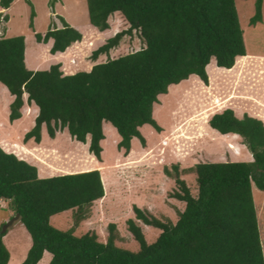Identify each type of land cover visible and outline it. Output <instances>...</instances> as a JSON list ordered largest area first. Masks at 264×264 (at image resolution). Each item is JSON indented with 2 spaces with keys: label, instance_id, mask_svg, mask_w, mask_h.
Instances as JSON below:
<instances>
[{
  "label": "trees",
  "instance_id": "16d2710c",
  "mask_svg": "<svg viewBox=\"0 0 264 264\" xmlns=\"http://www.w3.org/2000/svg\"><path fill=\"white\" fill-rule=\"evenodd\" d=\"M12 2L0 0V8L6 10ZM86 4L89 24L99 32L110 28L108 19L115 13L128 24L94 50L91 61L108 56L132 32L138 33L144 47L96 64L88 72L64 75L60 64L28 70L24 37L1 38L0 84L13 97L9 122L21 118L24 94L27 104L38 108L24 143L39 144L42 127L50 139L66 129L72 140L82 144L89 136L88 152L101 161L105 122L120 136L117 149L126 156L133 138L145 146L140 127L162 131L153 118V107L170 86L191 76L207 85L206 66L212 59L216 67L230 70L237 58L246 55L235 0H86ZM262 6L263 0H255L250 26L261 22ZM33 16L32 11L31 20ZM59 19L61 28L34 35L37 43L52 40L51 55L82 39L78 30ZM208 124L221 135H237L252 161L195 165L190 171L195 175L196 196L180 179L177 165L172 172L164 168L177 187L170 196L184 208L172 223L133 206L136 220L160 231L147 243L141 228L127 220V230L138 243L136 252L115 245L114 224L108 226L105 243L94 232L74 234L89 217L92 204L104 196L98 170L41 179L36 167L0 145V201L8 202L14 215H19L31 239L21 264H38L45 252L51 255L49 264H264L252 196V185L264 192L263 122L246 114L239 119L226 109L214 114ZM66 211L72 213V226L66 231L54 228L50 218ZM1 227L0 264H8L10 254L3 243L7 231Z\"/></svg>",
  "mask_w": 264,
  "mask_h": 264
},
{
  "label": "rangeland",
  "instance_id": "374dc122",
  "mask_svg": "<svg viewBox=\"0 0 264 264\" xmlns=\"http://www.w3.org/2000/svg\"><path fill=\"white\" fill-rule=\"evenodd\" d=\"M254 2L235 0L246 55L237 58L230 70L215 68L212 60L206 70L207 76L209 74L207 85L191 76L183 83L170 86L167 94L158 97L153 109V118L162 131L157 133L151 126H146L142 130L146 134L142 136L146 138V148H140V142L134 139L139 146L134 148L130 157H126L123 150L119 152L113 148V135L108 131L110 128L106 129L101 159L104 166L99 165L101 162L89 154L88 142L82 144L71 140L65 130L57 132V136L50 139L43 129L39 144L32 140L24 143V135L34 126L35 109L30 105L24 106L18 120L22 119L21 122L10 123L9 104L6 107L10 95L0 84V145L6 153L15 154L18 159L36 167L37 176H43L40 178L80 173L78 170L92 171L101 167L104 196L92 204L89 217L75 229L76 236L94 232L98 241L105 243L109 235L108 226L114 224L117 235L115 245L136 252L138 243L127 230V220H133L141 228L147 243H152L160 231L136 220L133 206L159 220H170L172 223L177 220V212L184 208L182 202L170 196L177 187L174 180L164 174V168L172 172V166L177 165L180 179L196 196L195 175L190 171L195 165L249 162L251 154L240 138L217 133L208 122L214 114L231 109L239 119L246 114L261 120L264 125V0L261 22L250 26ZM32 11L34 16L31 20ZM59 17L82 35L79 43L59 57L65 72L73 71L75 74L78 71H90L96 64L144 47L138 33L132 32L124 36L119 46L111 50L108 56L101 55L95 63L92 62V52L105 44L107 39L126 30L128 24L120 14L115 13L108 19L110 28L106 32L92 29L86 0H13L7 10L0 8V39L23 36L25 50L28 51L26 68L45 67L47 52L43 48L39 53L34 51L37 45L34 35L44 34L49 28H61ZM30 24L33 28H30ZM25 98L23 96V100ZM118 152L124 156L116 160ZM252 196L264 256V192L252 185ZM14 216L8 202L0 201V226L3 227ZM72 223L71 211L50 218V224L61 231L68 230ZM6 231L3 243L10 254L8 264H21L31 246L30 236L18 219ZM50 259L51 255L46 252L38 264H49Z\"/></svg>",
  "mask_w": 264,
  "mask_h": 264
},
{
  "label": "crops",
  "instance_id": "0c3cea01",
  "mask_svg": "<svg viewBox=\"0 0 264 264\" xmlns=\"http://www.w3.org/2000/svg\"><path fill=\"white\" fill-rule=\"evenodd\" d=\"M7 10V9H6ZM5 11V10H4ZM3 12V11H2ZM92 29H96V28H92ZM107 31V30H106ZM106 31H104V32H106ZM100 33H102V32H100ZM77 43H79V42H76V43H74V44H77ZM74 44H72L70 47H68L63 53H56V54H54V55H51L50 53H49V50H50V48H51V46H52V40H50V41H48L46 44H43V43H37V45H35L36 46V48L34 49V51L35 52H37V53H39V51L40 50H42V48L47 52V59H50L51 58V60H47V59H45V61H46V63H47V65L45 66V67H43V66H41V67H30V66H28L27 67V69L28 70H30V71H41V70H48L49 69V65H55V64H60L61 65V67H60V69H61V71L63 72V74L64 75H70V74H73L74 72L73 71H71V72H64L62 69H63V64H61L62 63V60H60L61 58H59V57H62L65 53H66V51H68ZM27 57H28V51H24V62H25V66H27ZM213 60V59H212ZM211 60V61H212ZM210 61V62H211ZM214 61V60H213ZM93 62V61H92ZM95 63V62H94ZM214 63H215V61H214ZM210 64V63H209ZM209 64L206 66V70H207V67L209 66ZM215 68H218V67H216L215 66ZM77 72V71H76ZM79 72V71H78ZM86 72H88V71H86ZM196 77V76H195ZM185 82V81H184ZM183 83V82H182ZM2 85V84H1ZM3 86V85H2ZM4 87V86H3ZM4 90L6 91L7 89L4 87ZM8 92V91H7ZM9 93V92H8ZM10 95V94H9ZM23 96H25L26 98H27V95L26 94H24ZM25 98V99H26ZM12 100H13V97L10 95V97H9V99H8V102L6 103V107H7V105L9 104L10 105V103L12 102ZM26 105H28L27 104V102H26V100H24V105H23V107H22V109L24 108V106H26ZM29 106V105H28ZM30 106H32V107H34V109H35V112H36V116H37V114H38V108L34 105V104H31ZM22 109H21V111H22ZM153 109H154V107H153ZM7 113V112H6ZM19 120V119H18ZM18 120H15L13 123L14 124H17V123H20L21 122V120L20 121H18ZM12 123V124H13ZM146 126H148V125H143L142 127H140L139 128V132L141 133V135L142 136H146V134H144L143 132H142V130L144 129V128H146ZM108 128H110L108 131H110V133L113 135V148H117V144L120 142V136L117 134V132H116V130H115V128H113L109 123H103V125H102V129H103V134L105 133L104 131L106 130V129H108ZM45 130V127H42V129H41V138H43L42 137V130ZM148 130H149V128H147ZM46 131V130H45ZM64 131V130H63ZM62 131V132H63ZM65 131L67 132V130L65 129ZM150 132L152 131V130H149ZM68 133V132H67ZM218 133V132H217ZM58 134V133H57ZM57 134H56V136H57ZM229 135H232V134H229ZM237 136V135H236ZM238 137V136H237ZM71 138V137H70ZM239 138V137H238ZM134 139H136V138H133L132 140H131V142H130V151H129V153L126 155V157L128 156V157H130V154L134 151V148H138V144H137V142H136V140H134ZM72 140V139H71ZM138 140V139H137ZM145 140H146V138H145ZM33 141V140H32ZM105 136H104V139L100 142V146H101V148H102V152H101V159L103 160V148H104V143H105ZM41 142V141H40ZM86 142H88V146H89V142H90V137L88 136L87 138H86ZM79 143V142H78ZM86 144V143H85ZM148 146V145H147ZM244 146V145H243ZM140 148H146V145L144 146V147H142V146H140ZM142 150V149H141ZM117 151H118V149H117ZM120 152V151H119ZM119 152L117 153V158H116V160H119L118 159V157H120V156H124L123 154L122 155H120L119 154ZM140 154V153H139ZM93 156V155H92ZM91 157V156H90ZM94 157V156H93ZM92 158V157H91ZM93 159V158H92ZM252 161V157L250 156V160H249V162H251ZM99 162H101V161H99ZM99 165H101V166H104L103 165V162H101ZM91 169H89V170H86V171H80V170H78L80 173H83V172H89ZM95 170H98L99 172H101V167H99V168H97V169H95ZM93 171V170H92ZM73 172H75V171H73ZM68 174H77V173H72V172H70V173H67V174H65V175H68ZM62 175H64V174H62ZM59 176V175H58ZM40 177H43V176H39V178ZM100 177L102 178V176H101V174H100ZM41 179H43V178H41ZM157 238V237H156ZM46 253V252H45Z\"/></svg>",
  "mask_w": 264,
  "mask_h": 264
},
{
  "label": "water",
  "instance_id": "95a60500",
  "mask_svg": "<svg viewBox=\"0 0 264 264\" xmlns=\"http://www.w3.org/2000/svg\"><path fill=\"white\" fill-rule=\"evenodd\" d=\"M19 218V215L18 214H16L9 222H7L3 227H2V229H1V231L2 232H5L6 231V229H7V227L14 221V220H16V219H18Z\"/></svg>",
  "mask_w": 264,
  "mask_h": 264
}]
</instances>
